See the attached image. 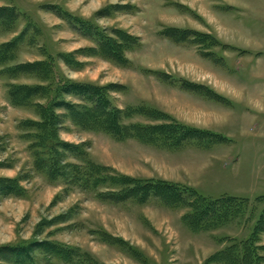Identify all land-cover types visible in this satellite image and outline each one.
Wrapping results in <instances>:
<instances>
[{
    "label": "rangeland",
    "instance_id": "374dc122",
    "mask_svg": "<svg viewBox=\"0 0 264 264\" xmlns=\"http://www.w3.org/2000/svg\"><path fill=\"white\" fill-rule=\"evenodd\" d=\"M114 5L129 8L99 12ZM0 7H14L16 16L8 21L0 14V23L8 21L0 24V45L26 29L14 60L0 66V182L17 185L0 192V264H13L2 259L9 257L5 248L30 249L33 264H221L209 259L230 239L247 240L264 208V0H0ZM71 16L115 42L117 32L136 38L124 52L129 64L105 59ZM36 62H46L48 73L34 67L14 77L4 72ZM71 81L105 87L126 128L173 121L207 133H158L152 143L127 129L124 140H113L57 109L52 135L37 142L39 130L30 123L42 121L37 106L50 118L48 108L61 98L57 89ZM12 85L40 90L15 106ZM52 139L81 147L77 157L59 152L68 176L87 159L130 182L89 190L52 177L36 156ZM137 180L249 202L241 215L206 230L189 217L191 198H142L129 190ZM44 242L71 248L66 260L74 262L41 253Z\"/></svg>",
    "mask_w": 264,
    "mask_h": 264
},
{
    "label": "trees",
    "instance_id": "16d2710c",
    "mask_svg": "<svg viewBox=\"0 0 264 264\" xmlns=\"http://www.w3.org/2000/svg\"><path fill=\"white\" fill-rule=\"evenodd\" d=\"M129 8V6H119L114 5L107 8H104L100 10L99 12L102 13H108L109 15L114 13L115 11H123V9ZM15 13L14 7H0V14L2 15L1 19L5 18H13L16 16H13ZM65 13V12H63ZM66 15V14H65ZM1 17V16H0ZM5 17V18H3ZM73 18V22L79 30H82V28L87 30V36L91 37L96 43L98 50L100 48L101 51L104 53V58L107 60H114L119 64H123L124 68L129 64V60L126 58L124 52L126 51V48L128 49L131 45H136L137 43L136 38L127 36L123 34L122 32H117V36L119 39V42H115L116 40L113 38H109L107 35L105 36L102 32H100V28L97 27L95 24L91 22H85V24H80L78 22L80 19L76 18L74 16H71ZM65 18H68L67 16ZM2 20L0 23L1 25L8 24V21ZM14 19V18H13ZM76 20V21H75ZM91 24L93 26H91ZM95 29H94V28ZM94 31L92 35L89 36V31ZM96 30V31H95ZM26 33V29L24 30V34ZM179 34L181 35V39H187L189 32L183 30L179 31ZM21 35V37H22ZM187 36V37H186ZM20 36L15 37L12 41L9 43H3L0 45V66L4 64L5 62L10 63V61L14 60V51L16 49V46L18 45L19 41L21 40ZM100 51V52H101ZM97 52V51H96ZM98 54V53H96ZM34 67V69L41 70V72L48 73V65L46 62H36L35 64H17L15 66H11L10 68H7L4 72L8 74L9 77H14L19 74L20 71H23L24 69H30ZM42 73V75H43ZM39 87V86H38ZM197 87V86H196ZM105 87H98V85L90 84V83H81V82H69L62 86V88L57 89L59 91V95L62 96H72L73 99H78L83 101L84 103L82 105H74L71 102H67L65 99L59 98L56 101H53L50 105V108H48V111L46 113L51 114L50 118L45 117V114L43 111H45L46 108L44 107H38L36 109L39 110V116L42 117V121L36 122L31 121L30 123H33V127L37 130H39V134L36 136L37 142L40 140H47L46 137H50L52 135V132H50V126L52 118L56 120V116L52 114L51 111L57 110V109H65L67 113H70L72 116L78 117L82 121H84L85 125L87 127H91L92 129H95L97 131H100L101 133L104 132L108 134L113 140H124L126 138V130H130L134 137H137L138 139L142 140H149L154 143L156 140H154L153 137H157L156 134L159 133L163 135L164 137L166 135H173V133L177 134H199L203 135L206 134V131H202L200 129L194 128L190 126H186L183 124H176V122H173L166 125H153V126H142L139 129L136 127H125L122 124V120L124 115L119 113L117 111L118 108L115 106L112 107V102L108 99V93L104 90ZM40 90V88H31L28 89L27 87L22 86H14L12 85L10 88L11 93V100L10 102L13 105L17 106H24L22 105L24 102V99H26L30 93V90H32V94L37 92V90ZM53 89V88H52ZM55 91V90H53ZM145 107V106H141ZM138 108V107H136ZM129 109V108H128ZM139 109V108H138ZM137 114H139L137 111H133ZM158 113L168 116L164 112ZM54 116V117H53ZM52 117V118H51ZM54 122V121H53ZM83 123V122H82ZM49 128V129H48ZM184 135H181V139L183 140ZM194 135H188L189 139H195L193 137ZM53 140V139H52ZM128 140V139H127ZM54 143L50 144L51 146H45L41 151H39V154H36V156L39 158L38 163L42 162L43 167L46 169V172L50 174L52 177L56 178H63L70 180V183L77 184L80 188H89V190L96 189L98 187H104V185H113L115 188H121V186L124 184L125 181L130 182V179L125 178L123 176L117 175H110V169L105 166H100L97 164L89 163L88 160L81 161L84 163L83 167H74L72 171V174L68 176L67 170L63 168L59 164V152L61 153L69 152V153H75V156H79V151L81 154L80 146L75 147L74 145H70L63 142H57L56 140H53ZM177 143V142H176ZM133 180V179H132ZM133 185L130 186V192L136 193L141 192L142 198L145 196L149 197V194L156 197L160 195H165L167 199L168 196H178L180 199L183 198H191L190 202L187 203V206H190L192 209V213L189 214V217L191 220H198V222H201L200 228L206 229L211 227H218V224H221V222L228 220L229 218L233 219L239 215H241L243 212H240L241 209L245 210L244 207H246V204L249 202L248 199L238 198V197H230V196H224L220 197V199H210V198H204L201 194H199L196 190H192V188H184L179 187L178 184L172 183V182H166L164 180H156L153 182L151 181H133ZM16 183H6V182H0V192L3 190L6 192L15 191L16 189ZM78 187V188H79ZM120 192L122 190L120 189ZM129 192V194H130ZM107 193H102L103 197H105ZM164 196V197H165ZM203 224V225H202ZM264 233V208L262 210V214L260 218L255 222V226L253 231L249 234L247 240H241L237 241L236 239L232 240L230 239V244L227 245L225 248L222 249V251L217 252L212 258L209 259V263L212 262H219L223 264H262L264 262V256L260 254V251L264 250V246H258L261 241V234ZM47 242H44L43 245H40L41 247V253L47 251L50 256H53L54 259H64L67 261L69 259V255L73 254L71 248H66V246L55 244L50 248V245H47ZM7 254H9V257L2 258L4 261H9L13 264H33L31 262L29 255L30 249L28 248H5ZM6 253V252H5ZM47 255V254H46ZM86 258L85 254H81L80 258ZM67 259V260H66ZM71 260L67 262H71ZM79 261V260H77ZM74 262V260L72 261ZM89 262V261H88ZM81 263V262H80Z\"/></svg>",
    "mask_w": 264,
    "mask_h": 264
}]
</instances>
